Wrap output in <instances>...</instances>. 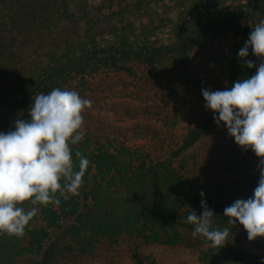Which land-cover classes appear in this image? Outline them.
<instances>
[{"label": "trees", "instance_id": "16d2710c", "mask_svg": "<svg viewBox=\"0 0 264 264\" xmlns=\"http://www.w3.org/2000/svg\"><path fill=\"white\" fill-rule=\"evenodd\" d=\"M144 1L0 0V132L13 130L17 119H29L32 100L41 93L47 94L54 88L75 90L81 98L92 102V108L98 100V91L92 88L98 76L107 79L115 71L138 76L147 66L157 64L168 71L173 66L174 69L186 66L197 46L214 40L220 33L217 23H206L191 34L182 31L180 25L174 30L175 43L164 51L152 49L146 38L145 45L136 48L138 38L133 39L128 32L132 26L130 15H135ZM132 7L135 12L131 11ZM256 25L251 20L233 26L234 46L225 88L256 72L255 67L246 68L238 58L239 50ZM247 59L257 66L260 63L251 49ZM140 78L146 85L147 78ZM188 83L186 74L177 77L171 86L175 99L189 92ZM91 108L82 113L84 123ZM178 111L174 108L177 124L182 117ZM207 125H216L213 114ZM81 131L83 138L72 150L73 154L80 151L89 166L79 194L58 192L53 201L58 199L59 204L37 206V215L23 237L0 234V264H55L65 250L92 247L93 242L121 235L132 236L146 245H195L184 232L194 231V226L186 223V217L193 211L197 215L203 211L200 196L203 190L191 180L196 178L199 166L181 172L174 167V161L201 140L203 127L187 131L177 149L171 151L169 160L164 161L150 157L142 160L130 149L114 146L113 140ZM241 165L230 164V168L238 174ZM244 187V184L235 185L234 190ZM204 193L203 199L216 215L212 228L227 227L230 231L225 246L232 237L236 242H244L247 233L243 226L238 222L228 224L224 209L237 199L250 198L253 190L218 199ZM24 207L30 210L32 205L26 203ZM195 240L210 243L202 237ZM225 246L222 248L226 249ZM212 249L210 245L202 253L201 264H249L238 259L240 252L236 253V260H229L218 254L212 256ZM256 264H264V260Z\"/></svg>", "mask_w": 264, "mask_h": 264}, {"label": "rangeland", "instance_id": "374dc122", "mask_svg": "<svg viewBox=\"0 0 264 264\" xmlns=\"http://www.w3.org/2000/svg\"><path fill=\"white\" fill-rule=\"evenodd\" d=\"M145 3L148 7H144ZM139 5L141 12L131 13L132 26L128 30L133 39L138 38L135 42L140 46L135 45L136 48L144 46L146 38L152 49L164 51L175 43L174 30L180 25L182 31L191 34L206 23H217L220 33L214 40L197 46L186 66H173L168 71L157 64L147 66L138 76L124 71H115L107 79L98 76L92 86L99 92L98 100L82 129L91 131L89 135L96 138L113 140L114 146H124L142 160L150 157L164 161L169 160L187 131L202 126L205 131L201 140L174 161V167L186 172L198 165L199 172L191 180L214 198L249 194L258 184L259 158L250 149L238 146L222 124L207 125L212 112L204 106L202 89L224 90L234 46L233 26L251 20L259 24L264 19V0H145ZM131 11L135 12V7ZM181 74L189 78V92L175 99L171 86ZM141 76L147 78L146 85ZM174 108L182 116L178 124L174 123ZM138 156L134 158L139 159ZM239 162L242 165L237 174L230 164ZM240 184L246 187L235 191L234 186ZM184 234L195 245H146L132 236L121 235L93 242L92 247L65 250L55 264H201V255L210 243L194 241L192 232ZM233 238L226 249L213 247L212 256L236 260V253L240 252L238 259L249 264L264 260V237L254 241L246 238L242 243Z\"/></svg>", "mask_w": 264, "mask_h": 264}, {"label": "clouds", "instance_id": "9594fccd", "mask_svg": "<svg viewBox=\"0 0 264 264\" xmlns=\"http://www.w3.org/2000/svg\"><path fill=\"white\" fill-rule=\"evenodd\" d=\"M249 49L260 60L258 66L247 59ZM238 58L246 68L255 67V74L224 90L202 89V96L214 123L222 124L238 146L259 158V180L252 196L224 209L228 224L238 222L248 240L254 241L264 237V19L252 28ZM91 106L75 90L54 88L32 100L29 119H17L13 130L0 132V234L23 237L37 206L59 204L58 199L53 201L58 192L79 194L89 161L80 151L73 154L72 148L83 138L82 113ZM200 196L202 213L193 211L186 223L194 226L193 238L202 237L212 247L222 248L230 231L212 228L215 212L207 206L203 191ZM26 203L32 205L30 210Z\"/></svg>", "mask_w": 264, "mask_h": 264}]
</instances>
